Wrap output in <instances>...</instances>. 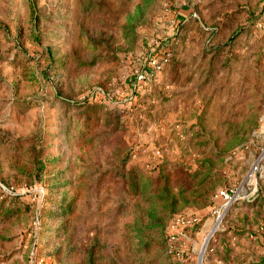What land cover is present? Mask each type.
Segmentation results:
<instances>
[{
    "label": "rangeland",
    "instance_id": "obj_1",
    "mask_svg": "<svg viewBox=\"0 0 264 264\" xmlns=\"http://www.w3.org/2000/svg\"><path fill=\"white\" fill-rule=\"evenodd\" d=\"M168 2L0 0V264H264L263 0L206 3L129 99Z\"/></svg>",
    "mask_w": 264,
    "mask_h": 264
},
{
    "label": "crops",
    "instance_id": "obj_2",
    "mask_svg": "<svg viewBox=\"0 0 264 264\" xmlns=\"http://www.w3.org/2000/svg\"><path fill=\"white\" fill-rule=\"evenodd\" d=\"M206 3L208 5H210V7H212V8L215 5H217L215 0L214 1L213 0H169L168 4L166 6L168 9V12H167L168 15L165 16L161 20L163 22V25H166V23H167V28L165 29V28H163L165 26H161L162 29L161 30L159 29L157 34L156 33L152 34V35H155V34L156 35L155 36L151 35L152 37L147 41L148 48H145L144 51H141V52H134V54L131 55L130 63H132V64H130L128 74H133L136 70L143 69L147 65V61H148L150 53L152 51L156 50V48H158V50H156V51L160 52V53L164 52L166 50H170L172 53V58H173V56H174L173 48L164 39H167L170 37L177 38L181 33L180 26L182 24L187 23L190 20H197L198 18L194 17L193 11L198 12L199 17H200V19H198V20L202 21L204 19V14H203L201 8H203ZM258 13L264 15V0L262 2V9ZM205 21L206 20H204V22ZM204 22H203V24H205ZM207 25L209 26L208 30H212L215 27V26H212L209 24H207ZM146 37H148V36H146ZM157 40L159 43H156ZM167 66H168V64H167ZM166 67L164 68V70L166 69ZM164 70L159 72V74L156 76V78H154L150 82V85L148 86V88L141 89L140 91H144V92L150 91V93H151L153 88L155 86H157V84L159 83L160 77H162ZM151 99H152L151 101H156L157 98L151 97Z\"/></svg>",
    "mask_w": 264,
    "mask_h": 264
},
{
    "label": "built area",
    "instance_id": "obj_3",
    "mask_svg": "<svg viewBox=\"0 0 264 264\" xmlns=\"http://www.w3.org/2000/svg\"><path fill=\"white\" fill-rule=\"evenodd\" d=\"M194 17L200 19L199 14L197 11H193ZM261 26L264 27V20L259 22ZM207 29L209 26H205ZM156 43H159L158 40ZM159 47V46H158ZM160 49V48H159ZM158 50V48H156ZM156 50L152 51L149 55L147 65L141 69L136 70L133 74H129V77L127 78V83L132 87V94L129 97V99L135 97V95L139 92V90L148 88L150 85V82L156 78V76L164 70V68L167 66V64L170 62L172 58V53L170 50H166L164 52H157ZM126 82V80H125ZM103 93L107 94H113L114 91L109 88V90H105L104 88H101ZM262 165V164H261ZM260 169V161H258L254 167L251 168V170L248 172V178H251V174L254 172L256 175V172ZM256 177V176H255ZM220 195L224 198L223 204H229L233 200H235L238 196L236 193V190L234 188H221L219 190ZM180 219H178V222ZM29 257L31 260V264H49V260L40 255L36 247H30L29 249Z\"/></svg>",
    "mask_w": 264,
    "mask_h": 264
},
{
    "label": "water",
    "instance_id": "obj_4",
    "mask_svg": "<svg viewBox=\"0 0 264 264\" xmlns=\"http://www.w3.org/2000/svg\"><path fill=\"white\" fill-rule=\"evenodd\" d=\"M210 237H211V235L209 236V238L207 239V241H209ZM202 254H201L200 259H199V264H203V255Z\"/></svg>",
    "mask_w": 264,
    "mask_h": 264
},
{
    "label": "trees",
    "instance_id": "obj_5",
    "mask_svg": "<svg viewBox=\"0 0 264 264\" xmlns=\"http://www.w3.org/2000/svg\"><path fill=\"white\" fill-rule=\"evenodd\" d=\"M222 197V196H221ZM223 198V197H222ZM223 202H224V198H223Z\"/></svg>",
    "mask_w": 264,
    "mask_h": 264
},
{
    "label": "bare ground",
    "instance_id": "obj_6",
    "mask_svg": "<svg viewBox=\"0 0 264 264\" xmlns=\"http://www.w3.org/2000/svg\"><path fill=\"white\" fill-rule=\"evenodd\" d=\"M209 238V237H208ZM207 242V241H206Z\"/></svg>",
    "mask_w": 264,
    "mask_h": 264
}]
</instances>
